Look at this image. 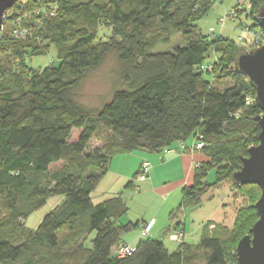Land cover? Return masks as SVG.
<instances>
[{"label":"trees","instance_id":"trees-1","mask_svg":"<svg viewBox=\"0 0 264 264\" xmlns=\"http://www.w3.org/2000/svg\"><path fill=\"white\" fill-rule=\"evenodd\" d=\"M249 1L253 15L264 3ZM213 3L15 2L11 9L45 7L53 14L43 17L32 36L22 42L13 38L9 23L19 15L3 20L9 29L3 38L8 41H0V49L6 53L0 65V208L7 215L0 221V264H44L34 252L57 251L58 234L72 232L83 216L90 238L86 246L78 248V256L74 255L70 264H196L197 252L204 256V264H227L229 238L218 234L200 238L195 245L182 242L173 251L161 240L147 237L133 247L131 255L118 258L113 250L137 225L121 223L127 208L120 198L96 205L91 202V193L114 156L134 151L158 154L201 135L207 162L201 170L193 169L191 185L181 189L180 203L169 214L164 235L182 232V214L201 206L207 190L231 180L241 165L240 158L257 145L256 117L261 111L254 103L245 105L254 89L230 67L239 52L232 42L219 36L212 41L195 30ZM249 28L261 32L255 18ZM103 29L110 31L105 41L98 37ZM173 34L180 35L183 46L157 50L169 45ZM50 46L55 48L58 66L33 70L25 58L46 54ZM111 53L118 63L119 85L99 110L89 111L75 100V93L86 75L100 68ZM209 54L216 58L207 65L210 71L203 66ZM207 72L216 74L211 82L202 78ZM214 78L232 79V83L219 89L213 85ZM74 130L78 131L75 139ZM95 141L101 146L90 149ZM59 162L62 166L49 172V167ZM211 175L214 178L210 182ZM237 187L252 188L260 195L256 186ZM54 197L60 204L35 229L27 227L31 234L16 243L19 228L17 234L10 235L7 229L19 226L22 219ZM246 210L236 213L231 238L246 235L257 220L255 211L248 220H241L240 213ZM247 222L250 226L244 231Z\"/></svg>","mask_w":264,"mask_h":264},{"label":"rangeland","instance_id":"rangeland-1","mask_svg":"<svg viewBox=\"0 0 264 264\" xmlns=\"http://www.w3.org/2000/svg\"><path fill=\"white\" fill-rule=\"evenodd\" d=\"M19 1L20 0H18V2ZM236 1L237 0H214V3L212 4L209 11L204 15L202 19H200L195 24V30L203 37L209 38L212 41H216V36H219L222 39L232 42V45L240 54L244 51H249L257 48V46L252 43V36L248 34L243 35V39L239 40L241 32H244L245 27L249 28V26L252 25V18H255L256 14L253 15L251 9L249 13L243 11L233 18H227L225 22H218L222 19L221 17L225 14L226 10H230L235 6ZM11 8L5 12L4 18H8V16H10L11 14H18L19 16L17 19H19V17L23 14H31L32 12H36L40 7H35L27 11H21L17 7H14L13 9ZM47 9L44 8L43 14H33V16L31 15L26 20L22 17L19 20L21 22L20 24L22 28H25L26 26L28 27V23L26 22H33L37 27L41 24V20L43 17L52 16L51 11ZM14 21L15 20L9 21L11 30L15 28ZM9 23L6 24L3 22L2 24V30L5 29L3 33L1 32L3 34V37H1L0 39L2 44L8 41L3 38H5V34L8 33L6 32V30L8 31L9 29ZM219 24H222V26H220ZM103 31H105V33H103ZM109 35L110 31L107 29H103L98 32V37L100 36L99 38L103 39L102 41H105ZM170 40L171 41L169 45L165 47H159L157 48V50L171 51L176 46H183V41L180 35L173 34ZM5 57L6 53H3L2 49H0V65L3 64L2 62ZM29 58L30 57H27L25 59L28 61L29 66L33 70L43 69L49 65H52L54 67L58 66L54 46H50L49 51L46 54L32 57L30 60ZM215 59L216 58L214 55L209 54L208 58L204 60L203 66L212 65L215 62ZM230 67L232 66L230 65ZM118 71L119 68L115 55L113 53L107 55L101 67L93 72H90L83 79V81L79 85L78 90L75 93V100L89 111L99 110L103 106V104L111 98L113 91L116 90L119 85ZM213 76L212 74H208L207 72V74L203 73L202 78L207 82H211ZM231 83L232 79L228 80L223 78L216 80L214 78L213 85L219 89H224ZM253 97L254 95L249 98ZM77 133V130L73 131V139L77 137ZM100 146L101 144L95 141L90 144L89 148L93 149ZM197 152L201 153L205 158V160L202 162L203 164L199 163L198 166H196L197 170H201L205 167L207 157L204 150L200 149L197 150ZM242 155H246L245 152ZM61 166L62 164L60 162L51 165L49 167V172H54ZM134 167L135 166L132 163H129L127 165L125 173L129 174V178L124 181L116 179L111 175H105V178L97 184L94 191L91 193L92 204L96 205L108 199L118 197L127 208V213L123 217V220L126 223L128 221H131L132 224H136L137 221H148L151 220L152 217H155L154 223H157L158 225L165 219L168 222L171 210L178 206V203L180 201V194L178 193V191L176 192V194H166L162 191H156L153 189L144 191L142 186L146 185L144 183L142 184L136 181L134 176L135 172L133 171ZM191 172L186 177V181L188 184L192 183L193 172ZM213 178V175H211V177L209 176V181L211 182ZM167 198L168 200H166ZM258 198L259 193L256 190L248 187H237L231 182L230 178L225 179L218 186L207 190V193L202 198L201 206L197 207L196 209L186 210L180 217V224L185 226V234H189V236H187L186 238V242L190 245H195L200 240V238L212 236L213 234L215 236L216 234H218L223 236V238H229V242L227 243L225 251L227 260L226 262L227 264H237L235 257V245L237 241L243 236V234H236L231 238V236L233 235L235 215L236 213H239V211L247 208L245 213H240V217L241 220H245V218H247L248 220V217H250L252 213L254 214L253 205ZM58 204H60V200L58 197L48 199L43 207L38 209L33 214L28 215L25 219H22L19 222V226H12L7 229L8 235L17 234V228H19L20 233L18 237H16L15 242H24L27 236L31 234L28 228L35 229L41 219L48 212H50L54 206ZM6 215L7 214L5 210L0 208V221L4 220L6 218ZM139 223H141V221ZM249 226L250 223H245V225H243L244 231L247 230ZM140 228L139 231L137 230V228H133V230L131 231H135L136 234H142L143 230L140 232ZM162 233L155 235L163 239L164 245L168 249L173 246L177 248V246L182 245V242H184L185 240V235H183L184 238L181 243L172 242V244L169 240L170 235L167 236ZM89 238L90 237L87 231L86 219L85 216H83L78 220V223L76 224L72 232H60L58 234L59 245L57 251L37 249L34 252V255L41 258L44 264H56V262L61 263V261L66 264H70L69 262H71L70 260L73 258V256H78V248L80 246H86ZM122 243L123 242H120V244ZM203 259L204 256L202 255V253L197 252L195 263L204 264Z\"/></svg>","mask_w":264,"mask_h":264},{"label":"water","instance_id":"water-1","mask_svg":"<svg viewBox=\"0 0 264 264\" xmlns=\"http://www.w3.org/2000/svg\"><path fill=\"white\" fill-rule=\"evenodd\" d=\"M17 0H0V33L4 14ZM256 24L264 35V3L256 13ZM232 68L245 77L254 89L253 103L261 114L256 117L259 127L257 145L241 157L239 169L231 174L236 186H256L260 195L253 205L257 220L235 246L237 264H264V44L237 55Z\"/></svg>","mask_w":264,"mask_h":264},{"label":"crops","instance_id":"crops-1","mask_svg":"<svg viewBox=\"0 0 264 264\" xmlns=\"http://www.w3.org/2000/svg\"><path fill=\"white\" fill-rule=\"evenodd\" d=\"M194 143H195V139L190 138L183 143L174 144L158 154H148L142 151H134L131 153H125L114 156L111 159L108 168L105 174L103 175V177L101 178V180L105 178V175L107 176L111 175L114 176L116 179H120L123 181L127 180L129 178V174L125 173L127 165L129 163H132L135 166L133 168V171L135 172L136 175V173L139 170V166L141 162L146 160L150 164V170H149L148 178L145 181L140 182L146 185V186H142L143 190L148 191L150 189H153L156 191H162L163 193L166 194H170V193L176 194V192L178 191L181 200V189L184 186L191 185L187 183L186 177L191 171L193 172V169L196 166H198L199 163H202L205 160L204 156L201 153H198L197 151L189 152L190 147H192ZM171 149L173 151H170ZM166 200H168V198ZM175 208H173L172 210H174ZM120 221L121 223H126L123 220V218ZM140 221L141 223H139ZM140 221H137L136 223L137 225L136 228L138 231L139 228L141 227L140 232L142 230L143 231L145 230V232L149 234L153 239H158L163 242V239H161L156 235L162 232L165 233V230L169 225V220L167 222L165 219L159 225L157 223H154L155 217H152V219L148 221H144V220H140ZM179 230L182 231V233L185 235L184 242L188 244L186 242V238L187 236H189V234H185L184 232L185 226H182ZM151 232L154 234H152ZM168 234L170 235L171 233H167V236ZM146 238L147 237L144 236L143 233L136 234L135 231H131V233L129 232L127 233V235L125 234L122 236L121 242L134 247L139 241L144 240ZM169 249H168L169 251H173L174 249H176V247L173 246L170 247Z\"/></svg>","mask_w":264,"mask_h":264},{"label":"built area","instance_id":"built-area-1","mask_svg":"<svg viewBox=\"0 0 264 264\" xmlns=\"http://www.w3.org/2000/svg\"><path fill=\"white\" fill-rule=\"evenodd\" d=\"M45 7H41L39 8L36 12H32L31 14H23L22 16L19 17V19H15L14 24H15V28L12 29L11 33L12 36L15 40L17 41H24L27 40V38H30L33 34V31L37 28L33 22H26L28 23V27L26 26L25 28H22L21 26V22L19 21L22 17L26 20L28 19L31 15L33 16V14L35 15H41L43 14ZM252 9L251 3L249 0H237L236 4L233 8H231L230 10L225 11V14L221 17L222 19L218 22H225V20L228 18H233L235 17L237 14L242 13L243 11L245 12H250V10ZM53 13H51L52 15ZM223 24V23H222ZM222 24H219L220 26H222ZM30 25V26H29ZM250 35L252 36L253 40L252 43L259 47L262 44H264V35L262 34V32H258V31H253L247 27L244 28V32H241L239 40L243 39V35ZM204 70H211L210 66H207L204 68ZM253 103V98H246L245 100V105H250ZM239 112H237V114H239ZM201 135H198L195 139V143L192 147H190L189 152H194L197 150L202 149L203 144L200 141L201 139ZM170 151H173L172 149ZM149 170H150V164L149 162H147L146 160L142 161L140 166H139V172L138 175L136 177V181L138 182H143L148 178V174H149ZM144 234V236L146 237H151L149 234H147L146 232H142ZM184 234L182 232H174L173 234H170L169 236V240L173 243H181L184 236ZM133 247L128 245V244H120L119 246H117L114 250H113V254L118 257V258H122V257H126L132 254L133 252Z\"/></svg>","mask_w":264,"mask_h":264}]
</instances>
